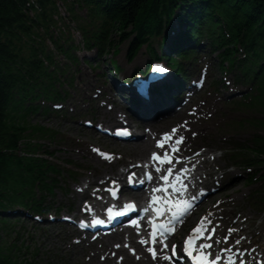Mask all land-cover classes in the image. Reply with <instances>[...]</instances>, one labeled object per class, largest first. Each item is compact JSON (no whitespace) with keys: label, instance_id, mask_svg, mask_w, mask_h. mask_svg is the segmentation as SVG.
I'll return each instance as SVG.
<instances>
[{"label":"trees","instance_id":"obj_1","mask_svg":"<svg viewBox=\"0 0 264 264\" xmlns=\"http://www.w3.org/2000/svg\"><path fill=\"white\" fill-rule=\"evenodd\" d=\"M30 1L0 0V206L16 202L23 193L30 194L32 183L41 177L43 169L41 160L18 155L19 143L27 131L26 116L10 108L11 102L34 96L50 81L46 76L47 70L41 72L45 67L41 56H45V52L40 32L43 28L45 35H49L54 6L51 0ZM75 1L102 9L118 32L136 27L143 39L148 34H158L162 26L168 25L169 18L178 7L180 14L177 18L186 26L181 32L183 39L190 37L195 25L203 26L206 21H216L220 27L216 15L222 14L229 21L233 37H246L255 58L264 60V0ZM31 11H35L33 17L29 15ZM232 52L228 49L229 54ZM38 130L45 133L42 128H31L29 137L35 139V131ZM7 247L0 236V264H35L14 252L11 254Z\"/></svg>","mask_w":264,"mask_h":264},{"label":"rangeland","instance_id":"obj_2","mask_svg":"<svg viewBox=\"0 0 264 264\" xmlns=\"http://www.w3.org/2000/svg\"><path fill=\"white\" fill-rule=\"evenodd\" d=\"M79 10H82V11H80V13L82 15L86 14L85 11H83V9H79ZM118 35L119 34L117 32H113L112 37L113 38L114 37L117 38ZM154 43H155L154 44V48L157 49V51H160V47H159L160 45L158 43V40L154 41ZM126 52H127V44L123 43V44H121L119 46V54L118 55L112 54V55H109V56L105 57L106 64L109 65V62H110L109 60H111V61L114 60L118 64L122 65L125 62V54H126ZM137 57L139 58V61L142 62V64H143V62L147 58V55L145 53H142L141 55H138ZM92 75L94 76L96 74L93 71H91V69H89L86 66H84L79 72L74 74L75 81L77 80V82L79 83V88L84 86V82L88 78H90ZM96 77H98V76H96ZM228 80H231L230 77L228 78ZM77 93H78V91L76 90L75 87H73L72 88V94L75 95ZM226 93H227V90L225 89L224 94H226ZM33 120L36 123H40V124H43L45 126H48V127H51V128H55V129L59 130L60 132L72 131V133L76 134V133H79V131H80L78 128L72 127V125H70L67 122H65L63 118L59 119V117L55 118V117L39 116V117L34 118ZM253 132L254 131L251 130V129H247L245 131L243 130L239 134V137L247 139V138H249L251 133L253 134ZM83 135L87 136V137H92V134H90V131L86 132V133H83ZM240 171L242 172V170H240ZM231 192H239V193H241L244 196V195H247L250 192V188L246 187L245 185H240L239 184V186H237ZM227 194L228 193H223L219 197L227 196ZM242 195H241V198L245 199ZM60 197H61V193H58L57 196H56V199L58 200ZM239 203L241 204V201H239ZM22 220H24V218H22ZM14 227L16 228V230H21L22 231L21 234L23 233L22 237L24 236V239H26L27 236H28L27 244L32 246V251H36L37 250V253L40 256V258H37V260L39 262H41V264H43V263L44 264H49L48 261L51 260L49 257H45L43 255V253L41 252V247H42V245L40 244L41 241H46L47 245L52 250L51 253H49L50 251L47 250V254H54L55 256H57L58 258H61V259L69 257V255H67L68 254L67 252L62 251V250H64V247H63V249L59 250L57 246L51 245L53 243H56V241H53L50 244L49 240H51V238H47L40 228L35 227V229H34L30 224H22V222L18 223V224H15ZM21 227H23V229ZM54 233H56V231H54ZM46 248H48V247H46ZM44 253H46V252H44ZM76 262H77V260L74 259L71 264H74ZM79 264H81V262Z\"/></svg>","mask_w":264,"mask_h":264},{"label":"bare ground","instance_id":"obj_3","mask_svg":"<svg viewBox=\"0 0 264 264\" xmlns=\"http://www.w3.org/2000/svg\"><path fill=\"white\" fill-rule=\"evenodd\" d=\"M127 39H137V40H141L143 41L146 45L151 46L155 40L154 37H149V38H141L140 35L136 34L135 36H133L132 34H128L127 35ZM147 41V42H146ZM113 49L119 48V45H115L112 47ZM89 61H93V58H89ZM126 66H131L130 64L126 65ZM35 69H38L37 66L34 67ZM47 70V67H43L41 72L44 73ZM163 97V96H162ZM177 106V102H174V104L171 106V110L174 109ZM143 111L153 117L154 119L149 120L147 123L156 126L159 122L161 121H165L167 118L164 117V113L166 112V110L169 109L170 107V103L166 102L163 98H156V99H152L149 98L146 102H144V104H142L140 106ZM162 116L164 117L163 119ZM173 116V115H172ZM171 116V117H172ZM144 143V142H143ZM143 149H147L150 147V143L149 142H145L143 145ZM139 146H136V148ZM108 170H110V168H107Z\"/></svg>","mask_w":264,"mask_h":264},{"label":"snow or ice","instance_id":"obj_4","mask_svg":"<svg viewBox=\"0 0 264 264\" xmlns=\"http://www.w3.org/2000/svg\"><path fill=\"white\" fill-rule=\"evenodd\" d=\"M182 140H183V138L181 137L180 140L177 141V143L182 142ZM154 158H157V159H158L159 157H155V154H154ZM165 179H167V177H165ZM193 199H194V197H193ZM200 230H201L200 228L193 229L194 232H199ZM229 231H232V230L230 229ZM226 239H227V237H225V240H226ZM243 239H244V238L241 237L240 239L236 240L235 243H236L237 245H239L240 242H241V240H243ZM165 247H166V245H165ZM202 247H204V248H208V247H210V245H202ZM184 251L187 252L189 256L192 255V253L188 251V248H187V247L184 248ZM224 251H230V250L226 248V249H224ZM153 256H155V252H153ZM165 258L167 259V257H165ZM194 259L197 260V264H216V261H217V260H222L221 257L216 256V258H215L214 260H212V261H208V260H206V259L204 258L203 255H201V256H199V257H194ZM229 260H231V257H229Z\"/></svg>","mask_w":264,"mask_h":264}]
</instances>
